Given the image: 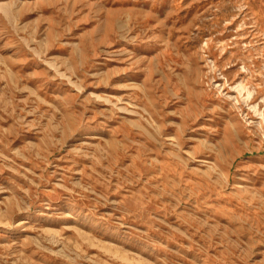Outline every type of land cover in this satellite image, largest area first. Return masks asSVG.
Returning <instances> with one entry per match:
<instances>
[{"label":"rangeland","instance_id":"1","mask_svg":"<svg viewBox=\"0 0 264 264\" xmlns=\"http://www.w3.org/2000/svg\"><path fill=\"white\" fill-rule=\"evenodd\" d=\"M0 264H264V0H0Z\"/></svg>","mask_w":264,"mask_h":264}]
</instances>
